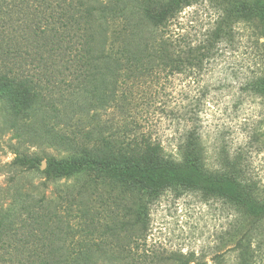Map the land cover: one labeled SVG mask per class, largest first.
<instances>
[{
	"label": "rangeland",
	"instance_id": "374dc122",
	"mask_svg": "<svg viewBox=\"0 0 264 264\" xmlns=\"http://www.w3.org/2000/svg\"><path fill=\"white\" fill-rule=\"evenodd\" d=\"M263 5L261 0L258 6L263 8L251 20L230 16L218 37L214 33L225 11L214 1L199 0L183 9L164 33L185 52L211 43L210 55L184 72L171 74L157 68L152 75L127 84L121 78V100L117 98L105 110L87 113L65 102L57 105L60 112L55 118L44 121L40 115L15 116L11 104L0 98V219L8 214L13 218L25 206L45 217L51 216L47 212L56 213L64 231L70 232L69 251L95 248L102 241L96 233L103 229L97 227L111 220L120 206L133 210L135 195L95 172L52 178L45 173L47 162L82 160L85 150L99 144L98 135L108 138L125 130L130 137L138 134L160 142L164 157L201 185L170 186L154 200L143 197L148 202L141 216L146 236L129 244L120 239L121 246L127 244L125 254L140 257L143 264H159L171 256L187 258L192 264H238L236 242L255 227L248 237L258 255L256 264H264ZM117 26L118 22L111 23L109 32ZM44 67L30 65L29 74L38 76L36 69ZM56 97L53 94L52 100ZM194 126L200 137L196 155L209 176L221 182L219 188H210L209 178L187 170L183 144ZM89 133L95 135L87 138ZM23 156L37 158L38 167L28 171L18 165L16 159ZM231 181L236 186L227 184ZM240 187L249 193L251 206L239 197ZM25 215L20 213L22 218ZM92 220L97 230L85 233L84 227H93ZM106 240L116 242V237L107 235ZM243 241L247 244V239ZM127 259L117 264H139Z\"/></svg>",
	"mask_w": 264,
	"mask_h": 264
},
{
	"label": "trees",
	"instance_id": "16d2710c",
	"mask_svg": "<svg viewBox=\"0 0 264 264\" xmlns=\"http://www.w3.org/2000/svg\"><path fill=\"white\" fill-rule=\"evenodd\" d=\"M198 1L0 0V98L11 104L15 116L40 115L45 121V117L55 118L60 112L57 105L65 102L87 113L109 108V103L116 102L117 98L121 100L118 95L121 78L127 84L152 75L157 68L168 69L171 74L191 70L194 64L210 55L211 43L198 47V51L188 48L185 52L178 49L179 42L164 32L172 19ZM210 1L225 11L215 37L221 36L230 16L251 20L256 10L263 8L258 6L261 0ZM113 22H118V26L109 32ZM185 54L200 57L185 59ZM30 65L45 67L42 71L36 69L39 75L33 76L29 74ZM53 94L58 96L54 100ZM127 132L120 131L118 136L108 138L98 135L99 144L85 150L84 159L50 160L45 173L52 178H68L77 173L95 172L101 179L116 182L125 190L130 188L135 195L132 200L135 208L127 210L120 206L119 211L114 203L116 214L97 227L103 229L96 233L102 241L91 250L72 252L67 249L71 244L70 232L64 231L56 213L47 212L51 216L45 217V213L40 215L31 206L22 207L19 211L26 212L25 218L17 211L13 218L8 214L6 219H0V264H93L99 260L101 264H117L126 258L131 263L143 264L140 257L125 254L127 244L146 236L141 216L148 202L143 197L154 200L170 186L185 189L201 185L185 177L175 163L164 157L165 149L160 142L138 134L130 137ZM92 135L95 134L89 133L87 138ZM199 144L200 137L194 126L187 131L183 144L187 170L209 178L210 188H219L221 182L209 176L196 155ZM16 163L30 171L38 167L39 160L23 156ZM227 184L236 186L233 181ZM246 192L240 187L239 197L251 206ZM108 200L111 198L107 197ZM92 224V228L84 227L85 233L93 234L97 230L94 220ZM254 230L252 227L245 233L247 244L243 238L236 242L238 264L257 262V252L250 245L252 238L248 237ZM107 235L111 239L116 237V242L107 241ZM120 239L128 243L121 246ZM113 246L118 248L115 252ZM161 261L158 263H193L187 258L172 256Z\"/></svg>",
	"mask_w": 264,
	"mask_h": 264
}]
</instances>
